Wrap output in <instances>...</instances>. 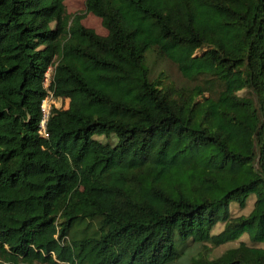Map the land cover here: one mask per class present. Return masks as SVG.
<instances>
[{
    "label": "trees",
    "instance_id": "trees-1",
    "mask_svg": "<svg viewBox=\"0 0 264 264\" xmlns=\"http://www.w3.org/2000/svg\"><path fill=\"white\" fill-rule=\"evenodd\" d=\"M63 1L0 0V264H264V0Z\"/></svg>",
    "mask_w": 264,
    "mask_h": 264
},
{
    "label": "rangeland",
    "instance_id": "rangeland-1",
    "mask_svg": "<svg viewBox=\"0 0 264 264\" xmlns=\"http://www.w3.org/2000/svg\"><path fill=\"white\" fill-rule=\"evenodd\" d=\"M63 3H64L65 11L69 15H73L75 13L82 15L81 23L84 26L92 28L96 33L100 35L107 34V30L102 26L100 18L91 13L85 12V0H64ZM203 50L204 49L197 50L196 54H200ZM145 59L150 70L151 79H158L161 81L162 84H166V85L171 84L172 86L182 90H185V88L189 86V83H187L186 79H184L181 76L176 66L170 61L163 58L158 50L156 49L149 50L145 55ZM52 74H53V67L51 66L45 71L44 74L43 84L45 85V87L49 85ZM245 93H246L245 90H241L238 92L240 96H244ZM51 103L52 102H50V100H47L46 106H49V104ZM53 104L55 106H62V108H67L68 100L67 99L54 100ZM95 138L104 144L108 143L114 145L116 143V137L113 135L110 137H105L103 135H100V136H95ZM250 207H251V202L249 201L247 206L242 210L235 205H231L230 211L232 214L247 213L250 210ZM240 241H245L248 244H254L246 236H242L239 240H236L235 242L227 243L225 245L211 249L208 253V256L210 258H215L219 256L229 246L237 245ZM258 246L264 247V243L258 244ZM202 247L203 246L201 244L191 243L189 254L187 251V255H184V258L187 259L188 257H191L195 254H200L203 249Z\"/></svg>",
    "mask_w": 264,
    "mask_h": 264
},
{
    "label": "built area",
    "instance_id": "built-area-1",
    "mask_svg": "<svg viewBox=\"0 0 264 264\" xmlns=\"http://www.w3.org/2000/svg\"><path fill=\"white\" fill-rule=\"evenodd\" d=\"M47 93H48L47 96H45V98L42 100L41 105H40L41 110H42V117H41V121L39 124V126H40L39 132L44 136L47 135V133L45 131V124H46V121H47L48 116H49L50 108H51V106L54 105L53 104L54 100H58V99L62 100L61 98H53L52 95L50 94L51 92L49 90L47 91ZM47 100H50V102H52L51 104H53V105L49 104V106H46ZM55 107L61 108L62 106H55Z\"/></svg>",
    "mask_w": 264,
    "mask_h": 264
},
{
    "label": "clouds",
    "instance_id": "clouds-1",
    "mask_svg": "<svg viewBox=\"0 0 264 264\" xmlns=\"http://www.w3.org/2000/svg\"><path fill=\"white\" fill-rule=\"evenodd\" d=\"M40 107H41V106H40ZM54 107H55V106H54ZM45 125H46V124H45ZM39 130H40V126H39ZM39 133H40V132H39ZM40 135H41V136H43V137H46V136H47V135H46V136H44V135H42L41 133H40Z\"/></svg>",
    "mask_w": 264,
    "mask_h": 264
}]
</instances>
